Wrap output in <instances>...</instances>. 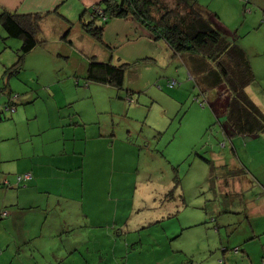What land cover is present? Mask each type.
Segmentation results:
<instances>
[{
    "label": "rangeland",
    "instance_id": "1",
    "mask_svg": "<svg viewBox=\"0 0 264 264\" xmlns=\"http://www.w3.org/2000/svg\"><path fill=\"white\" fill-rule=\"evenodd\" d=\"M196 1L228 37L245 33L256 41L264 34L250 26L264 0ZM86 9L84 0H67L59 9L67 27L43 30L38 38L48 40H40L17 74L9 69L22 42L0 26V170L11 182L0 187V214L9 213L0 218V264H101L102 256L115 252L108 264H218L221 238L234 248L233 241L250 237L244 215L225 213L226 207L244 196L247 214L264 215L257 209L264 203V135L232 141L180 58L160 43L147 49L152 58L145 53L123 60L127 49L109 50L104 39L83 30L81 18H91ZM94 56L131 65L123 91L87 82ZM169 80L179 85L171 88ZM15 95L17 110L6 111ZM73 118L88 126V135L82 127L68 143L87 154L85 181L80 172L50 182L43 167L39 184L16 185L17 166L24 169L34 158L44 163L48 138L65 124L75 126ZM101 133L117 140L109 165L96 158L110 156L107 141L97 138ZM208 161L245 167L234 172L241 177L238 198L220 193L224 186L216 181L223 173ZM38 202L43 206L31 209ZM263 223L264 217L255 219L257 228Z\"/></svg>",
    "mask_w": 264,
    "mask_h": 264
},
{
    "label": "trees",
    "instance_id": "2",
    "mask_svg": "<svg viewBox=\"0 0 264 264\" xmlns=\"http://www.w3.org/2000/svg\"><path fill=\"white\" fill-rule=\"evenodd\" d=\"M66 2L67 0L61 2L54 11L47 13L21 14L6 8L0 9V26L8 37L20 39L22 42L17 52L18 61L9 69L11 73H19L25 57L41 41L48 40L40 39V41L38 35L44 36L45 23L51 15L55 14L61 22L66 23L62 20L63 16L59 15V9ZM247 2L250 3V0ZM86 10L90 12L91 18L89 21L81 18L83 30L97 41L103 43L105 29L113 20L134 21L147 31L151 41L163 44L174 59L180 58L203 95V104L204 102L210 104L217 119L216 123L222 126L228 138L264 135V111L248 92L250 86H262L254 72L250 55L239 43L240 37L231 38L224 35L214 26L211 18L200 11L196 0H103L101 4ZM251 12L252 10L249 9L248 13ZM69 32L68 30L63 36L64 39ZM107 47L109 50H114L110 45ZM130 66L127 63L99 61L94 56L89 60L86 80L123 91ZM172 82H176V86H170ZM168 85L172 88L177 87L179 83L177 80H169ZM17 97L18 95L10 96L9 104L5 107L6 111L17 110ZM2 120L0 113V121ZM72 123L77 124L78 120L73 118ZM68 130L65 124L59 134L62 135L59 144L67 147V150L61 148L62 154L67 151L73 154L72 148L75 149V146L68 147L69 141H75V134L72 131L73 137L69 138V134L66 133ZM208 163L214 171L221 169L223 176L219 179L223 181L224 187L238 176L234 172H240L245 168L235 170L227 165L217 166L213 161ZM3 172L0 170V187H11L10 179L7 177L2 179V176H6ZM16 172V185L33 181L32 171L17 170ZM224 187L223 193L226 194ZM42 206L40 204L31 209ZM8 215L9 213L4 211L0 214V218L5 219ZM235 250L240 251L239 248Z\"/></svg>",
    "mask_w": 264,
    "mask_h": 264
},
{
    "label": "crops",
    "instance_id": "3",
    "mask_svg": "<svg viewBox=\"0 0 264 264\" xmlns=\"http://www.w3.org/2000/svg\"><path fill=\"white\" fill-rule=\"evenodd\" d=\"M65 0H0V9L6 8L8 10L21 13V14H28V13H47L54 11L55 8L59 6L61 2ZM103 0H84V3L87 7H92L94 5L101 4ZM252 13V12H251ZM254 15V14H252ZM255 18L252 20L251 27L255 30H259L264 28V11L261 15H254ZM45 30L48 31L52 27L56 30L58 29L59 32L61 29L66 28V23L61 22L57 18L55 14L51 15L50 18L45 23ZM63 26V27H62ZM259 28V29H258ZM104 40L107 42L110 46H114V48L123 47L127 49L122 54L123 60L126 61L131 60L132 57L142 55L147 53L148 57H153L154 55L147 51L148 48H152L158 45V43H154L149 39L147 31L141 27L139 24H137L134 21H126V20H120L116 19L113 20L105 29L104 32ZM239 43L247 50L248 54L251 57L252 60V66L254 69V72L260 81L261 87H255L250 86L248 88V92L250 93L251 97L254 99V101L262 108L264 111V34H261L258 36L256 41H249L245 38V33L243 37H240ZM160 44V43H159ZM72 127L71 129H69ZM85 135H88L87 133V125H78V123L75 126L68 125V129L73 131V134H75V139L80 135L81 129ZM114 133V130H113ZM62 135L59 136V133L56 134L53 138H48V152L49 156L44 155L43 157H46L44 163H40V158H34L32 160L31 166L27 165L24 167V169H20L17 166L18 171H29L33 172V185L39 184L42 180L43 176L41 174V171L43 170V167L46 170V179H48L50 182L57 181L59 178L65 177H75L80 172H84L85 170V164H86V158L87 154L84 152L78 151V147L75 146V149L73 148V154L69 153L68 151L65 154L61 153V148H65L67 150L66 145H60V138ZM97 138L104 139L108 143V154L110 153V156L103 157L101 155L97 156V159L103 160V163L106 165H109L112 163V153L111 149L114 148V146L117 143V140L114 139V135L112 139L109 138L108 133H101L100 135H97ZM107 138V139H105ZM60 147V148H59ZM72 151V149L70 150ZM60 152V154H59ZM59 161H65V163L60 164ZM71 161V162H70ZM18 165V164H17ZM223 166V165H220ZM228 166V165H227ZM16 170V171H17ZM65 176V177H64ZM82 178L85 181V176L83 173ZM241 177L237 176L234 181L228 182V185L224 187V192L228 195H234L236 198H238L241 194L238 192H242L241 190ZM216 184L224 185L223 181L221 179H218L216 181ZM231 187L234 188V191L231 190ZM236 188V189H235ZM221 194L223 193V189L220 191ZM244 196H241L238 201L230 204L226 207L225 213H228L229 211L231 214L234 215H244L245 217V229L246 232L250 234V237H246L245 241L242 239H237L236 241H233L234 244H237L236 247L232 248L229 245L231 242H225L221 238L220 244L222 245V251H223V258L218 262V264H262L264 260V223L263 225L260 224V228H257L255 226V219L264 217V215H259L258 213H254L251 211L250 214H247L245 212L244 207ZM42 203H36L35 206H38ZM43 205V204H42ZM258 211L264 213V203H261L257 206ZM86 218H89V215H86ZM213 222L216 223V232L219 234V220L213 219ZM253 223L255 227L251 230L249 228V223ZM230 241V240H229ZM259 243V244H258ZM226 244H229L226 246ZM214 248L218 246V243L211 245ZM210 246V247H211ZM236 248H239L240 251L238 252L235 250ZM78 250V247L75 251ZM211 253V248H209ZM235 250V251H234ZM219 253V252H217ZM217 253L215 256H217ZM210 255V254H209ZM116 252L114 253V257L110 258H104L103 256L100 258L101 264L107 263L109 259L111 261H115ZM194 263V261H192ZM108 264V263H107Z\"/></svg>",
    "mask_w": 264,
    "mask_h": 264
},
{
    "label": "built area",
    "instance_id": "4",
    "mask_svg": "<svg viewBox=\"0 0 264 264\" xmlns=\"http://www.w3.org/2000/svg\"><path fill=\"white\" fill-rule=\"evenodd\" d=\"M170 86H176V82L170 83ZM263 263H264V260H263Z\"/></svg>",
    "mask_w": 264,
    "mask_h": 264
}]
</instances>
